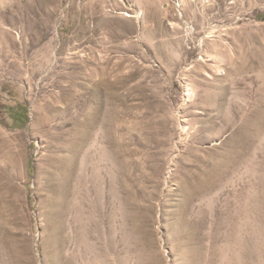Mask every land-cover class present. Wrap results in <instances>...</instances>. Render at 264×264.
<instances>
[{"label":"rangeland","instance_id":"obj_1","mask_svg":"<svg viewBox=\"0 0 264 264\" xmlns=\"http://www.w3.org/2000/svg\"><path fill=\"white\" fill-rule=\"evenodd\" d=\"M0 264H264V0H0Z\"/></svg>","mask_w":264,"mask_h":264}]
</instances>
